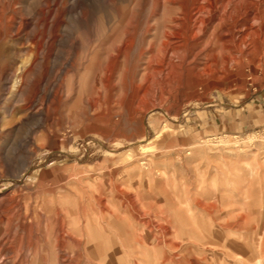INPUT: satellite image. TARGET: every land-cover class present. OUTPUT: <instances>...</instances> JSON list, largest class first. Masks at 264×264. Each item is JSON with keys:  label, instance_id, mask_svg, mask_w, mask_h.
<instances>
[{"label": "rangeland", "instance_id": "rangeland-1", "mask_svg": "<svg viewBox=\"0 0 264 264\" xmlns=\"http://www.w3.org/2000/svg\"><path fill=\"white\" fill-rule=\"evenodd\" d=\"M142 1L149 4L22 0L31 22L26 31L47 34V80L65 93L72 80L66 63L80 57L103 24L144 15ZM7 60L21 66L26 58ZM170 85L140 101L130 100L128 88L123 107L117 89L111 102L78 99L61 115L50 106L43 127L23 124L24 102L0 92V201L27 199L61 216H86L96 230V264H264V58L238 56ZM106 233L127 237L117 243L119 253ZM79 238L82 264L86 236Z\"/></svg>", "mask_w": 264, "mask_h": 264}, {"label": "bare ground", "instance_id": "bare-ground-1", "mask_svg": "<svg viewBox=\"0 0 264 264\" xmlns=\"http://www.w3.org/2000/svg\"><path fill=\"white\" fill-rule=\"evenodd\" d=\"M21 1L0 0V92L11 98L16 95L24 102L21 110L25 125L43 127L52 116L50 106L61 115L64 104L76 103L78 99H85L90 105L101 98L111 102L112 91L117 89V95H121L118 107H123L128 88L133 93L130 100L140 101L157 88L171 86L180 76L209 74L237 61L238 56L264 58V0H149L147 5L142 1L147 6L144 15L121 14L113 27L103 24L102 32L85 46L80 57L66 63L65 70L71 73L72 80L64 93L61 84L47 80V34L26 31L31 22L24 18ZM15 23L18 26L14 32ZM72 48L74 53L78 51L77 45ZM15 54L26 58L21 66L7 60ZM76 77L79 85L74 81ZM54 120L58 124L59 118ZM30 161L29 153L23 166ZM25 200L0 201V264H79L80 233L86 236L82 264L97 263L92 251L96 230H92L90 219L75 214L61 216L54 210L48 212L44 205ZM243 219L244 223L248 221ZM123 235L105 234L118 253L117 243L122 246L127 239L126 235L122 240ZM66 250L69 253L64 255Z\"/></svg>", "mask_w": 264, "mask_h": 264}]
</instances>
